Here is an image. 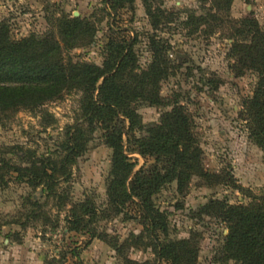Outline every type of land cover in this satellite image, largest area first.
Wrapping results in <instances>:
<instances>
[{
  "label": "trees",
  "instance_id": "trees-1",
  "mask_svg": "<svg viewBox=\"0 0 264 264\" xmlns=\"http://www.w3.org/2000/svg\"><path fill=\"white\" fill-rule=\"evenodd\" d=\"M130 1L109 0L107 6L115 15ZM142 1L154 30L173 21L174 13L154 6L155 0ZM231 2L210 0L207 16L225 22ZM227 18V38L232 39L229 55L236 59L238 74L249 70L257 75L253 94L244 101L241 116L249 135L264 148V29L253 18ZM207 20L205 15L191 13L184 25L196 31ZM54 27L43 35L15 39L6 22H0V113H39L41 126L47 128L56 119L44 108L45 104L66 94L79 95L74 121L66 125L54 149L39 154L37 149L19 144L0 147V187L13 179L32 191L41 188L45 200L52 199L59 211L65 209L72 168L86 151L91 135L99 130L112 150L106 183L109 205L119 212L128 202L133 203L143 226V232L126 239L123 246L150 247L155 257L167 264H197L199 247L194 237L169 239L167 216L155 205L153 196L170 181H176L177 190L184 194L191 179L198 177L207 187L225 184L248 198L246 203L234 204L211 199L199 207L197 217L216 218L227 230L214 261L264 264V194L256 195L237 185L226 169L208 172L203 167V150L191 114L177 98L167 102L161 95V82L176 67L168 59V41L157 33L148 34L151 55L142 67L135 50L137 35L128 37L124 30L113 32L104 46V59L97 65L66 56L67 51L92 42L94 26L88 19L59 16L54 19ZM109 30H115L112 23ZM212 81L208 80L210 84ZM143 103L171 109L162 113L157 122L142 124L136 107ZM130 152L151 156L154 163L134 170L136 162L127 154ZM45 204L32 193L24 196L23 212L11 223L23 230L38 222L56 227L58 219L52 220ZM96 218L97 209L91 201L71 204L65 216L67 230L96 237L91 227ZM14 234L11 241L21 243L19 233ZM113 247L120 250L121 245ZM53 261L57 260L46 264ZM124 264L139 263L126 258Z\"/></svg>",
  "mask_w": 264,
  "mask_h": 264
},
{
  "label": "rangeland",
  "instance_id": "rangeland-1",
  "mask_svg": "<svg viewBox=\"0 0 264 264\" xmlns=\"http://www.w3.org/2000/svg\"><path fill=\"white\" fill-rule=\"evenodd\" d=\"M107 2L109 0H0V22H6L12 37L19 39L55 30L54 19L59 16L88 19L94 26L92 42L67 51L66 56L97 65L104 59V46L110 35L124 30L128 37L137 35L135 50L140 66L145 67L151 55L147 36L157 33L171 45L168 59L176 65L161 82V95L167 102L177 98L191 114L194 132L203 150V167L214 173L226 169L237 185L256 195L264 194V148L249 135L241 116L244 101L253 94L257 75L249 70L238 74L236 59L229 55L232 39L227 38L230 33L227 17L253 18L264 29V0H232L228 16H223L225 22L207 16L210 0H155L154 6L174 13L173 21L161 24L157 30L152 28L142 0L125 2L115 15ZM191 13L205 15L208 19L196 31H192L191 25H184ZM109 23L115 30H109ZM78 99V94L71 93L45 104L44 108L56 119L47 128L41 126L39 113L34 115L26 110L0 113V147L19 144L35 148L39 154L54 149L66 125L74 121ZM170 109L167 105L143 103L137 105L136 112L141 123L148 124L157 122L162 113ZM111 154L101 132L95 131L86 151L72 168L69 198L61 211L52 199L45 200L41 188L32 191L13 179L7 186L0 187V264L5 261L39 264L41 259L43 264L52 259L57 261L51 264H124L126 258L139 264H167L158 260L150 247L123 246L126 239L143 232V226L140 212L133 203L128 202L119 212H114L109 205L106 183ZM127 154L136 162L134 170L154 163L151 156ZM30 193L46 201L45 210L52 220L58 219L56 227L38 222L23 230L11 223L21 216L23 197ZM211 199H224L232 204L248 201L232 187L225 184L207 187L198 177L191 179L184 194L177 190L176 181H170L153 196L155 205L167 216L168 238L194 237L199 247L197 264H236L214 261L227 232L224 224L206 215L196 216L199 207ZM87 200L97 209V218L91 227L100 238L67 230L65 216L71 204ZM17 232L22 237L21 243L11 241ZM113 245H121L120 250Z\"/></svg>",
  "mask_w": 264,
  "mask_h": 264
},
{
  "label": "crops",
  "instance_id": "crops-1",
  "mask_svg": "<svg viewBox=\"0 0 264 264\" xmlns=\"http://www.w3.org/2000/svg\"><path fill=\"white\" fill-rule=\"evenodd\" d=\"M6 241V240H5ZM42 260V259H41ZM40 260V263L39 264H43V261ZM5 264H15L14 262H6L5 261ZM26 264H34L33 262H27ZM46 264V263H45Z\"/></svg>",
  "mask_w": 264,
  "mask_h": 264
}]
</instances>
